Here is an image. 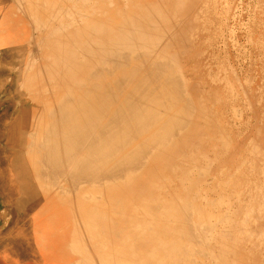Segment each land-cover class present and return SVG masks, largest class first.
Returning <instances> with one entry per match:
<instances>
[{"label": "bare ground", "instance_id": "6f19581e", "mask_svg": "<svg viewBox=\"0 0 264 264\" xmlns=\"http://www.w3.org/2000/svg\"><path fill=\"white\" fill-rule=\"evenodd\" d=\"M171 1L0 0V264H264V123Z\"/></svg>", "mask_w": 264, "mask_h": 264}, {"label": "rangeland", "instance_id": "374dc122", "mask_svg": "<svg viewBox=\"0 0 264 264\" xmlns=\"http://www.w3.org/2000/svg\"><path fill=\"white\" fill-rule=\"evenodd\" d=\"M171 3L167 0V5ZM185 3L192 10L188 22L192 21L201 40L198 51L207 59L208 68L211 64L222 78L226 76L233 82L236 90L223 82L219 96L224 99L221 105L225 109L219 112L223 116L220 120L231 118L228 121H233L232 129L240 127L241 139H255L256 130L264 123V0H185ZM230 108H236L239 114L225 116Z\"/></svg>", "mask_w": 264, "mask_h": 264}]
</instances>
